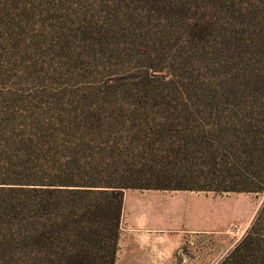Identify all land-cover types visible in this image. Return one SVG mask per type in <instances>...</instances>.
<instances>
[{"label": "rangeland", "instance_id": "obj_1", "mask_svg": "<svg viewBox=\"0 0 264 264\" xmlns=\"http://www.w3.org/2000/svg\"><path fill=\"white\" fill-rule=\"evenodd\" d=\"M252 2L0 0V230L14 251L0 264H47L17 231L40 189L77 184L129 186L122 209H252L222 230L205 215L203 259L177 264H264V190H213L250 177L235 164L246 148L232 143L229 79L234 53L256 51ZM254 163L259 183L264 162ZM157 186L195 190L146 188ZM76 210L70 221L96 231L86 245L113 236L114 209ZM48 214L59 260L74 236L63 209Z\"/></svg>", "mask_w": 264, "mask_h": 264}, {"label": "trees", "instance_id": "obj_2", "mask_svg": "<svg viewBox=\"0 0 264 264\" xmlns=\"http://www.w3.org/2000/svg\"><path fill=\"white\" fill-rule=\"evenodd\" d=\"M250 45L254 46L255 53H234V65L231 66L232 81L229 79L231 88L230 118L233 119L229 124L234 126V137L232 143L237 151L246 148L243 157L235 163L241 164V169L246 168L250 177L243 179L240 187H226L224 189H213L215 191L233 192H261L264 190V179L259 183L254 181V168L257 165L255 159L258 157L260 162H264V0H253L250 5ZM239 159V156H238ZM239 162V163H238ZM232 165V164H231ZM232 165V166H236ZM252 179H249L251 178ZM254 178V179H253ZM256 180V179H255ZM45 186V184H39ZM56 186V185H46ZM66 189L45 188L40 189L47 194L41 202L35 203L32 208L34 216L28 225L26 234L21 232L26 229V225L17 231L18 241L25 244L24 248L28 251V256L40 260L44 255L47 264H115L117 244L119 238V227L122 216V206L124 189L130 188L123 184L107 185H61ZM145 188V187H143ZM157 189L174 190H195L186 188H170L168 186L146 187ZM205 190V189H199ZM63 194L68 198L65 201H56L55 194ZM54 209H63L66 212L61 215L68 234L72 233L74 239L68 245L58 260L54 254H59L55 250L53 239L47 236L46 231H52L58 227L54 218L48 213H53ZM76 211L84 213L105 214L104 209H114L115 229L112 230L113 236L108 238L104 245H86L83 238L86 235H95L91 227L82 224H74L70 221ZM43 216L47 218L43 219ZM258 220V219H257ZM6 224L4 216L0 214V226ZM72 225L73 228H70ZM12 232L0 230V254L13 255L14 251L9 247ZM250 237V233L248 235ZM70 248H74L71 250ZM103 256H99V254ZM231 257L225 260L226 264Z\"/></svg>", "mask_w": 264, "mask_h": 264}, {"label": "crops", "instance_id": "obj_3", "mask_svg": "<svg viewBox=\"0 0 264 264\" xmlns=\"http://www.w3.org/2000/svg\"><path fill=\"white\" fill-rule=\"evenodd\" d=\"M205 215L212 217L215 229L222 230L233 222H246L252 209H122L116 264L202 260ZM224 244L219 248H226Z\"/></svg>", "mask_w": 264, "mask_h": 264}]
</instances>
